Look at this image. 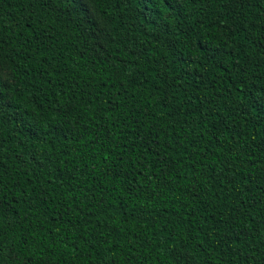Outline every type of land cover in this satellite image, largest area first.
Returning <instances> with one entry per match:
<instances>
[{
    "label": "trees",
    "instance_id": "1",
    "mask_svg": "<svg viewBox=\"0 0 264 264\" xmlns=\"http://www.w3.org/2000/svg\"><path fill=\"white\" fill-rule=\"evenodd\" d=\"M0 264H264V0H0Z\"/></svg>",
    "mask_w": 264,
    "mask_h": 264
},
{
    "label": "rangeland",
    "instance_id": "2",
    "mask_svg": "<svg viewBox=\"0 0 264 264\" xmlns=\"http://www.w3.org/2000/svg\"><path fill=\"white\" fill-rule=\"evenodd\" d=\"M2 76L4 79H8V74L6 72H2Z\"/></svg>",
    "mask_w": 264,
    "mask_h": 264
}]
</instances>
